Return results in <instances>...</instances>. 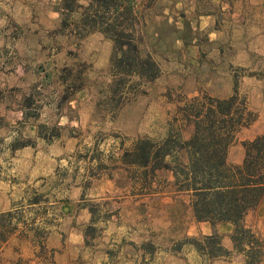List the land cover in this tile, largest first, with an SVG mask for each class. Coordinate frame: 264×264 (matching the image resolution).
Returning <instances> with one entry per match:
<instances>
[{"label":"rangeland","instance_id":"rangeland-1","mask_svg":"<svg viewBox=\"0 0 264 264\" xmlns=\"http://www.w3.org/2000/svg\"><path fill=\"white\" fill-rule=\"evenodd\" d=\"M76 1L68 13L61 0H0V264H130L192 245L203 237L182 236L187 207L168 231L169 206L151 195L176 191L174 178L144 176L150 167L125 164L124 152L140 138L188 139L194 127L178 107L234 89L252 121L227 162L240 164L242 143L264 133V0H123L160 74L122 101L111 93L112 43L88 0Z\"/></svg>","mask_w":264,"mask_h":264},{"label":"trees","instance_id":"trees-1","mask_svg":"<svg viewBox=\"0 0 264 264\" xmlns=\"http://www.w3.org/2000/svg\"><path fill=\"white\" fill-rule=\"evenodd\" d=\"M61 5L68 13L81 8L76 0H61ZM85 9L96 18L98 32L112 43V96H118V101L125 100L135 85L139 87L159 76L156 61L139 47L141 39L136 37L137 22L130 6L124 5L123 0H88ZM178 110L184 120L193 124L191 136L185 140L169 136L160 142L140 138L131 151L124 152L125 164L144 170L150 167L144 176L156 170L170 171L176 192L190 195L194 218L209 222L212 227L220 222L231 223L235 250L245 254V264H259L257 258L261 253L252 250L262 242L244 227L243 221L264 196V133L243 142L241 163L231 165L227 162V150L234 134L252 121L246 100L239 97L236 89L224 99L207 96L190 99ZM29 144V140L20 144L15 141L11 148L15 151ZM187 240L209 259L228 256L216 233L201 240Z\"/></svg>","mask_w":264,"mask_h":264},{"label":"crops","instance_id":"crops-1","mask_svg":"<svg viewBox=\"0 0 264 264\" xmlns=\"http://www.w3.org/2000/svg\"><path fill=\"white\" fill-rule=\"evenodd\" d=\"M199 18H204V16L200 15ZM168 173L170 174L168 178L170 186L173 182V177L171 172L168 171ZM104 187L106 191L112 192L114 189V183L112 181H106L104 183ZM151 195L154 197L159 196L160 198L164 197L161 198V202H163L165 206H169V215L167 219L165 218L166 222L164 228H166V230L169 229L168 231H171L177 226V217L179 216V213L177 212L176 207L179 204L178 206H180V208L187 207V210H185V216H187V219H184L185 225L182 233L183 237H207L211 236L213 233H216L220 236L221 247L228 252V256H222L210 261L208 260V264H245V254L242 252H237L231 240V235L234 230V227L231 223L220 222L217 223L215 227H212L209 222L197 221L193 216L190 207V196L187 193H179L174 191L170 193L163 192L160 194ZM178 201L181 203H179ZM180 204H183V206H181ZM243 224L246 229H249L252 233H254L264 241V196L257 208L249 211L246 214ZM204 258L205 257L200 255L192 245L187 244V246H183L180 250H173L171 248V245H169L168 249L163 252L157 250V252L155 251L151 253H144V255H141L140 257L135 255L131 258L129 256L125 258V260L128 263L130 262V264H135L136 262L140 263L142 259L144 262L149 261V264H205L206 261Z\"/></svg>","mask_w":264,"mask_h":264}]
</instances>
